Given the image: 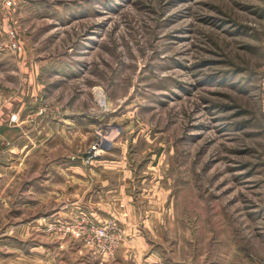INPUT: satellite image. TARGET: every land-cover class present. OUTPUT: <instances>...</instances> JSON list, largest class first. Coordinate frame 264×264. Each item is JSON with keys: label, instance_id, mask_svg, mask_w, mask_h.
Wrapping results in <instances>:
<instances>
[{"label": "rangeland", "instance_id": "374dc122", "mask_svg": "<svg viewBox=\"0 0 264 264\" xmlns=\"http://www.w3.org/2000/svg\"><path fill=\"white\" fill-rule=\"evenodd\" d=\"M263 68L264 0H0L9 226L59 211L10 264H264ZM81 214L131 244L102 260L55 228Z\"/></svg>", "mask_w": 264, "mask_h": 264}, {"label": "crops", "instance_id": "0c3cea01", "mask_svg": "<svg viewBox=\"0 0 264 264\" xmlns=\"http://www.w3.org/2000/svg\"><path fill=\"white\" fill-rule=\"evenodd\" d=\"M56 166H54L53 164L48 166V170H47V174H44V178L42 177L43 175L38 174L39 177L33 180V186L34 189H37V192H33V197H34V204L37 205V207L41 205V197L43 194H41L42 192V188H53V190L49 191V198H52V194L54 193V197L52 198V200H56V195L57 192L55 190V180L53 179V175H52V171L56 170ZM70 170V175L68 176V179H71L73 181L78 180L76 182H84L83 180H81L83 178V174H84V169L82 168V166H70V168L68 169ZM75 174L77 176V178L74 177ZM4 173L1 172L0 173V235L2 236V238H0V264H10V256H9V252L10 250H13V248H16L18 250L21 249V234L24 235V237L27 236H31L33 235L36 239L34 240V244H32L33 249L40 251L43 249L42 245H40L41 242V232L39 231V229L36 227V225H41L42 220L44 219H50V217L54 214H58L59 211H57L56 209L52 210V208L49 209V213L46 214L45 216H42V214L40 213V208L37 211V213H35L36 215L34 216V218L32 220H27L24 222L23 227H21V224H18V226L16 228H11L9 226V220H10V210H13V208H11L12 206H10V198H11V193H10V186H9V181L4 180ZM75 179V180H74ZM53 183V185H52ZM101 184L105 187H107V185H109V181L106 179H102L101 180ZM39 190V191H38ZM111 191V190H110ZM53 192V193H52ZM56 194V195H55ZM15 197H14V201H13V207L15 206ZM69 205L75 204L74 209L76 208H80V205L77 206L76 202H69ZM83 206V205H81ZM111 206L107 207V213L106 214H102L103 216L106 217H110L109 214H113L111 213L112 208L110 209ZM17 210L19 209H15L13 210V213H15ZM58 212V213H57ZM121 213H119L120 215ZM19 215V214H18ZM96 215H98L96 213ZM112 216V215H111ZM123 216H126L125 214H123ZM18 217V216H17ZM122 217V216H121ZM122 220L124 222L125 218L122 217ZM30 223H33V228L27 227L28 225H30ZM27 225V226H26ZM19 228V229H18ZM138 230L135 226H133V233H132V237H134L132 240L133 241H137V242H141V238L139 237V235H137ZM30 233V234H29ZM29 234V235H28ZM27 235V236H26ZM17 236V237H16ZM10 238L16 239L15 241L19 244L16 247L11 248V242H10ZM124 245H130L131 241H123ZM136 244V243H135Z\"/></svg>", "mask_w": 264, "mask_h": 264}, {"label": "built area", "instance_id": "2783aa9c", "mask_svg": "<svg viewBox=\"0 0 264 264\" xmlns=\"http://www.w3.org/2000/svg\"><path fill=\"white\" fill-rule=\"evenodd\" d=\"M10 38V46L14 51H20L21 45L11 31ZM57 224L55 228L62 232L63 236L82 240L84 246L98 254L102 260L113 257L124 240L123 231L114 221L99 222L95 218H89L87 214H81L73 221H58Z\"/></svg>", "mask_w": 264, "mask_h": 264}]
</instances>
